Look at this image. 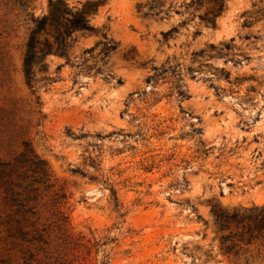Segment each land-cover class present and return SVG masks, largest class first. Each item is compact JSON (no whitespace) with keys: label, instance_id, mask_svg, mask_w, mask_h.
Masks as SVG:
<instances>
[{"label":"rangeland","instance_id":"obj_1","mask_svg":"<svg viewBox=\"0 0 264 264\" xmlns=\"http://www.w3.org/2000/svg\"><path fill=\"white\" fill-rule=\"evenodd\" d=\"M89 1L102 3L91 24L119 46L104 74H82L74 86L77 70L64 66L60 80L40 82L32 94L24 54L32 20L47 14L48 0L24 7L0 0V163L28 143L48 164L53 185H34V215L24 217L0 189V264H23L26 246L9 234L17 220L44 229L49 249L59 243L55 193L73 235L91 244L115 239L100 249V261L106 253L109 264H264V238L242 244L238 259L225 254L211 214V205L264 207V0H226L215 28L199 18L210 7L196 11L191 0H160L158 18L143 16L153 0H67L77 9ZM182 23L179 35L161 41ZM97 42L81 40L72 59ZM226 44L231 50L221 52ZM210 45L216 51L192 61ZM99 54L101 47L89 66H101ZM48 62L49 74L64 64ZM168 66L176 71L154 72ZM25 186L17 190L24 194ZM95 261L93 252L87 264Z\"/></svg>","mask_w":264,"mask_h":264},{"label":"trees","instance_id":"obj_2","mask_svg":"<svg viewBox=\"0 0 264 264\" xmlns=\"http://www.w3.org/2000/svg\"><path fill=\"white\" fill-rule=\"evenodd\" d=\"M22 7L26 6L28 0H16ZM101 2H86L80 9L70 7L67 0H48V12L32 20L33 27L29 33L26 44L23 73L26 84L32 94L38 91L37 85L40 82L53 84L59 79V74L64 66L76 69L73 85L78 84V76L85 74L96 78L104 74V66L107 64L109 54H114L118 50V44L108 35L107 30L99 31L91 24V18L98 13ZM148 11L143 14L145 18H158L162 16L163 5L160 0H153L147 5ZM189 8L201 11L206 7L210 9L202 16L200 20L206 27L215 28L216 20L223 15L226 7V0H191ZM145 9V8H144ZM141 11L143 9H140ZM182 23L179 27L171 28L169 31L160 34L161 41L167 43L179 35L180 29L185 27ZM200 35L199 33L195 36ZM91 37H96L99 42L94 47L82 52L79 61L72 59V49L81 41ZM101 47V66H89L88 63L96 59L95 51ZM231 45L226 44L222 51H230ZM216 48L210 45L206 51L193 53L192 61L196 62L206 56L208 52H214ZM89 56L87 59L86 57ZM222 56V55H221ZM54 57L64 61V64L58 66L53 74H49L50 63L48 59ZM168 71H176L172 66L162 67L154 72H159L161 77ZM158 75V73H157ZM40 77V78H39ZM156 78V77H155ZM108 75L104 80H108ZM151 79L147 80L150 84ZM121 85V81H117ZM186 98L184 93L179 94V101ZM200 133V132H199ZM92 166L97 168V161L92 162ZM72 174L85 178V174L80 170L72 169ZM94 181L93 178H90ZM51 181V172L48 164L40 159L30 146L25 143L22 151L10 162L0 163V189L4 193V202L11 207L15 214L22 217L31 214L30 202L35 201L38 197V189L34 185H43L46 189L51 190L53 185ZM109 182V180H107ZM109 186V192L112 197L113 211L123 218L122 207L118 202L116 191ZM26 183L24 194L20 193L17 188ZM58 193L54 194L52 206L55 207L54 232L59 243L53 248L47 247V233L44 229L32 225L30 229L23 225L24 220L15 222L9 230L12 238L24 244L23 264H87L92 253H95V264H109L110 255L103 254L101 261L98 259L100 249L112 245L115 239H106L105 241H95L92 244L85 241L82 236H75L70 232L69 219L63 211V203L58 200ZM64 198V196L62 197ZM211 214L214 219V225L218 232L222 234L221 245L225 254L238 259L242 244H251L252 242L264 238V207L260 209L248 210H227L218 205H211Z\"/></svg>","mask_w":264,"mask_h":264}]
</instances>
